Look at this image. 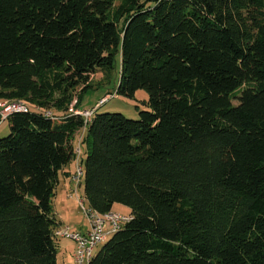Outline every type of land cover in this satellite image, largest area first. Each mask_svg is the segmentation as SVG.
Segmentation results:
<instances>
[{
    "label": "trees",
    "instance_id": "obj_1",
    "mask_svg": "<svg viewBox=\"0 0 264 264\" xmlns=\"http://www.w3.org/2000/svg\"><path fill=\"white\" fill-rule=\"evenodd\" d=\"M118 55L150 111L70 114ZM0 101L28 107L0 138V264H58L76 162L85 208L131 216L89 264H264V0H0Z\"/></svg>",
    "mask_w": 264,
    "mask_h": 264
},
{
    "label": "rangeland",
    "instance_id": "obj_2",
    "mask_svg": "<svg viewBox=\"0 0 264 264\" xmlns=\"http://www.w3.org/2000/svg\"><path fill=\"white\" fill-rule=\"evenodd\" d=\"M120 70H121V56L118 55L117 60H116V68H115V71L113 72V78L110 84L106 85L105 83L106 81H102L103 74L101 73L91 76V80H92L91 84L95 88L87 92L86 95L84 96L83 102L81 104V110L86 111V110H92L95 108V109H98V112H97L98 114L121 113L126 118L132 119V120H139L141 111H150V107L148 105L149 95L145 90H138L133 98H127V97H123L117 94L116 88H117V84L119 80ZM100 81L102 84L105 83L104 84L105 86L99 87L98 83ZM102 100L104 101V103L100 105ZM77 101H78V97L75 99V101L71 105V108L74 110H79L76 108ZM1 117H2V111L0 110V138H4L9 135L10 128H9V122L6 119L3 120ZM83 135H84V132H81L76 135L75 140H74V147L76 151L78 149L81 150V158L85 159L87 156V151H86L87 149L85 145L82 144ZM76 163H74V165L71 166V168H73L74 171L77 170V165H81V163L80 164L78 162ZM61 187L58 188V192H59L58 194L60 195V193L62 194L63 192V195L61 196V198H59V201H61V199L66 194V193L64 194V191L62 190ZM68 187L72 189L71 191L76 190V193L79 197L78 199H81L82 197H84L83 188L82 187L78 188L77 182L75 180L70 183L68 182ZM65 191L67 190L65 189ZM76 199L77 197L74 196L73 200H71V203H74L75 201H77ZM78 208L80 209L81 213L78 212L80 214L79 216L75 215L76 217L75 224L77 223L79 226H82L83 224L85 226L90 225L87 215L82 210L79 203H78ZM57 210L59 213L62 211L61 208ZM113 211L117 213H121V214H129V208L122 206V205H115ZM60 243L61 244L69 243L68 251L70 253L72 251L73 252L76 251V244L74 242L73 243L71 241L67 242V240L61 239ZM105 244L106 243H102L98 245L94 250V254H97ZM59 264H63L61 257L59 259Z\"/></svg>",
    "mask_w": 264,
    "mask_h": 264
},
{
    "label": "built area",
    "instance_id": "obj_3",
    "mask_svg": "<svg viewBox=\"0 0 264 264\" xmlns=\"http://www.w3.org/2000/svg\"><path fill=\"white\" fill-rule=\"evenodd\" d=\"M104 101L100 103L102 105ZM0 110L2 111V119H7L11 114L16 112H28V107L19 101H0ZM95 109L79 111L70 109V114L81 115L90 121L94 115ZM47 116L52 117V113H47ZM80 155L81 150L76 151ZM83 176V169L80 165L77 166L75 179L77 183L80 182ZM82 210L87 215L90 229L87 233L72 232L69 228L60 229L56 235L60 238L70 239L76 244V251L74 254L75 264H89L94 256L95 248L104 243L111 233L116 232L120 227L131 220V216L122 215L115 212L106 214L97 213L91 209L84 207L83 202L80 201Z\"/></svg>",
    "mask_w": 264,
    "mask_h": 264
},
{
    "label": "crops",
    "instance_id": "obj_4",
    "mask_svg": "<svg viewBox=\"0 0 264 264\" xmlns=\"http://www.w3.org/2000/svg\"><path fill=\"white\" fill-rule=\"evenodd\" d=\"M77 164V163H76ZM74 165V164H72ZM71 165V166H72ZM71 166L69 168L65 169V174L63 176H61L60 182H59V187L62 188V190L64 191L65 196L61 199V201H59V198H61V196L63 195L60 193V195L58 194V190H57V194L54 198V208L56 210V216L58 221L61 223L62 228L68 227L70 228V230H72L73 232H79V233H87L89 230V225L85 226L84 224L82 226H79L76 222V216H79L81 213L80 209L78 208V203L80 202V199H78V195L75 191H71L72 189L68 187V182H72V181H76L75 176H76V171L73 170V168H71ZM78 166V165H77ZM70 174L69 176H67L66 174ZM77 182V181H76ZM78 188L82 187V179L80 180L79 183H77ZM68 187V188H67ZM83 188V187H82ZM65 189L67 191H65ZM84 193V191H83ZM59 195V196H58ZM74 196L77 197V201H75L74 203H71V200H73ZM84 196V195H83ZM77 204V205H76ZM61 208L62 209V213L58 212L57 209ZM79 212V213H78ZM78 221V219H77ZM67 240V242L71 241L68 239H64ZM73 243V241H71ZM69 248V243L67 244H59V249H58V264H59V259L61 257L63 264H75V258H74V252L72 251L71 253L68 251Z\"/></svg>",
    "mask_w": 264,
    "mask_h": 264
}]
</instances>
